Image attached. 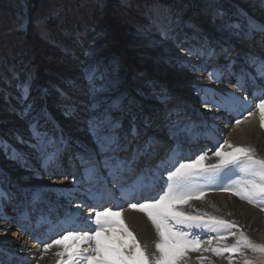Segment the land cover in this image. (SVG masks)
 Instances as JSON below:
<instances>
[{
	"label": "bare ground",
	"instance_id": "6f19581e",
	"mask_svg": "<svg viewBox=\"0 0 264 264\" xmlns=\"http://www.w3.org/2000/svg\"><path fill=\"white\" fill-rule=\"evenodd\" d=\"M249 20L251 25L264 29V23L259 20ZM248 31L250 25L244 32ZM261 34L264 35L263 30ZM241 40H247L246 36L236 41L239 42L236 46L235 42H228L227 48L242 50L239 54L235 51L239 57L237 59H222L212 63L216 50L211 54L208 49H203L196 62H188L190 66L198 63L204 69H199L200 72L195 75L200 79L194 80L195 83L190 87L183 83L178 88V93H174L180 94L178 98L181 96V100H188L191 96L192 101L200 100L193 102V105L197 104L195 107L179 108L184 114L180 122L169 119L171 125L166 124V127H174L171 132L169 129L164 131L165 126L161 121L159 127L149 126L151 131L154 129V133L162 128L159 134L165 135L164 140L172 138L173 131L179 129V132L170 145L168 155L161 158L158 167L149 171L140 181L141 184L130 185L118 198L114 197L113 201L116 203L107 205L105 209L95 212H90V209L85 210V213L78 211L80 205L75 201L70 210L72 212L67 213L68 209L62 215L58 207L47 204L61 205L59 198L62 196L61 200L65 202L69 200L67 195L72 196L77 189L82 198V191L86 187L87 193L93 192L95 187L100 189L97 192L104 189L102 194L107 198L115 192H121V189L118 192L113 189L107 191L111 187L104 186L105 174L114 173V179L120 174L127 176L131 167L129 162L139 154L129 155L132 153L131 145L128 144L131 135L119 138L121 135H115V125L109 126L106 133L94 130L99 127L95 115L106 108V102L96 103L106 99L98 96L84 102V105L79 103L76 107L82 110L90 107V112H85L86 114L82 110L79 112L78 109H73L64 118L57 116L48 109L53 104L52 99L47 104L40 103L35 112L28 114L27 119L40 118V128L47 129L45 131L48 133V130L54 132L53 140L61 143V146L59 145L58 153L56 150V155H51L56 158H43L45 165H41L40 170L32 165L24 173L39 177V173L44 171L46 177L49 176L48 179H32L24 185L9 188L0 185V198L7 197L8 200L6 210H1L0 207V264H28L30 261H38V264H121V260L126 258L120 244L130 238L138 243L137 257L135 256L137 264L142 263L145 258H148L149 264L245 263L251 242L257 239L264 241V165L257 162V157H243L237 153L240 149L249 148L264 159V39L259 38L255 43L248 40L246 46ZM184 60L187 61L188 58ZM182 65L183 63L180 66ZM189 68L186 67L182 74L188 81L193 76ZM174 69L176 73L180 72L179 67L175 66ZM209 69L213 73L204 74ZM187 90L189 91L185 94ZM193 96L197 98L193 99ZM171 100L175 102V98H166L162 103L164 111L168 110L167 106H173ZM174 106L178 107L177 103ZM177 109L174 108V111ZM184 119L187 121L181 126ZM196 122H201L202 125L204 123V127L201 126L193 133ZM188 126L190 127L187 128ZM145 127L142 124L141 129ZM66 129L71 134L65 133ZM151 131L150 137L153 134ZM154 136L156 143L161 142L157 133ZM68 139L71 140L69 145H73L72 147L67 145ZM141 139L148 142L143 137ZM42 147L45 149L44 145ZM203 153H208L205 154L204 161ZM112 159L114 163L109 162ZM146 159L150 157L147 155ZM138 160H141V156ZM76 164H80L78 168L82 171V177H78L89 178L90 188L88 185L77 188L76 182H64L67 175H61L68 174L69 167ZM220 165H226V177L222 179L223 176H219L213 182L215 194L199 192L193 198L191 194L198 191L196 188L191 189L188 182L190 177L197 179L195 185H202L203 179L206 182L208 177L199 173L203 170H216V173ZM1 171L5 169L0 166ZM188 171L194 176V172L198 173V177L186 174ZM19 173L23 174L22 171ZM73 173L75 176L78 172ZM18 175L15 174L14 177ZM245 177L251 178L250 183H241ZM122 179L120 175L117 182L113 183L119 185L125 181V177ZM229 180L233 182L228 183ZM223 186L230 190L219 191L218 188H224ZM48 193L50 195L47 196ZM182 196L188 198L184 203L181 201ZM49 197L58 200H48ZM28 200L31 203L37 200L41 203L36 206ZM55 213L59 214V218L50 216ZM75 222L78 224L75 225ZM168 223L171 226H167ZM45 224L50 226L41 231L40 228ZM14 225L19 229L14 228ZM54 229H57V235L44 238L47 232ZM175 230L178 235L183 236L182 240L179 238L181 242H173L169 238L168 232L174 233ZM41 240L44 243L52 241L54 252L58 255L55 256L50 251L46 256V247L42 246ZM60 258H64L63 262L66 263H61Z\"/></svg>",
	"mask_w": 264,
	"mask_h": 264
},
{
	"label": "rangeland",
	"instance_id": "374dc122",
	"mask_svg": "<svg viewBox=\"0 0 264 264\" xmlns=\"http://www.w3.org/2000/svg\"><path fill=\"white\" fill-rule=\"evenodd\" d=\"M250 18L264 23V0H0V166L5 169L0 172V185L9 188L32 179L49 178L44 171L39 177L24 175L32 165L40 170L45 165L44 157L56 158L61 146L53 140L54 132L40 128V118L27 119L40 103L47 104L52 99L48 109L64 118L73 109L80 112L82 108L76 107L79 103L84 105L102 96L106 100L96 104L106 102V108L95 115L99 127L94 130L106 133L109 126L115 125V135L124 138L133 133L131 138L136 144L142 124L153 117H159L157 123L161 121L166 98H175L171 102L179 106L186 105L179 101L180 94L174 92L178 93L183 83L190 87L199 78L195 75L204 69L198 63L190 66L188 62H196L201 50L208 49L212 54L219 47L223 50L228 42L238 45L236 41L245 36L247 40L242 42L264 39V35L258 34L255 40H250L249 31L244 32L249 25L251 30L256 28L250 24ZM241 52L239 49L237 54ZM175 66L179 67V73ZM186 67L193 73L189 81L182 76ZM207 73L212 74L213 70L204 74ZM87 108L82 111L89 113L90 107ZM196 129L199 127L192 131ZM65 133L71 134L68 129ZM157 138L166 139L159 133ZM67 142L73 146L69 145L71 140ZM203 154L202 161L208 153ZM237 154L257 157V162L264 165V159L249 148L240 149ZM224 168L226 165H220L216 173V170L201 171L200 175L208 177L202 185H195L197 179L190 177L191 189L198 191L191 196L196 198L199 192L215 194L213 182L219 176L226 177ZM13 173L19 174L18 177ZM186 174L194 176L189 171ZM194 174L198 177V173ZM250 179L245 177L241 183ZM66 180L70 181V176L64 179L67 183ZM225 186L218 188L219 191L230 190ZM6 198H0L1 210L7 208ZM186 199L182 196L181 201L184 203ZM40 203L37 200L31 204ZM14 228L19 229L16 225ZM176 232H168L169 238L181 242L183 236ZM125 241L119 246L126 258L121 262L137 264L138 243L131 238ZM186 245L189 246L187 242ZM42 246L46 247V256L50 251L58 255L52 241ZM61 259L62 263L64 258ZM140 264H149L148 258ZM243 264H264V241L251 242Z\"/></svg>",
	"mask_w": 264,
	"mask_h": 264
}]
</instances>
